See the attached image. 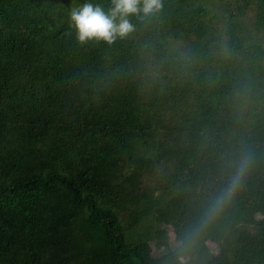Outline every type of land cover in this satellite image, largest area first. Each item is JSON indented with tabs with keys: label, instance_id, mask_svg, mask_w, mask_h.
Segmentation results:
<instances>
[{
	"label": "trees",
	"instance_id": "16d2710c",
	"mask_svg": "<svg viewBox=\"0 0 264 264\" xmlns=\"http://www.w3.org/2000/svg\"><path fill=\"white\" fill-rule=\"evenodd\" d=\"M82 3L0 0V264H264V0Z\"/></svg>",
	"mask_w": 264,
	"mask_h": 264
},
{
	"label": "clouds",
	"instance_id": "9594fccd",
	"mask_svg": "<svg viewBox=\"0 0 264 264\" xmlns=\"http://www.w3.org/2000/svg\"><path fill=\"white\" fill-rule=\"evenodd\" d=\"M161 8L162 0H111V6L106 11L95 0H84V3L70 9L69 26L73 29L78 43L95 40L111 44L135 30L130 17L140 19L152 16ZM247 167L248 159L244 157L224 191L214 201L211 212L217 211L231 196L240 184Z\"/></svg>",
	"mask_w": 264,
	"mask_h": 264
},
{
	"label": "rangeland",
	"instance_id": "374dc122",
	"mask_svg": "<svg viewBox=\"0 0 264 264\" xmlns=\"http://www.w3.org/2000/svg\"><path fill=\"white\" fill-rule=\"evenodd\" d=\"M169 239H170L171 242H173V235L172 234L169 235Z\"/></svg>",
	"mask_w": 264,
	"mask_h": 264
}]
</instances>
